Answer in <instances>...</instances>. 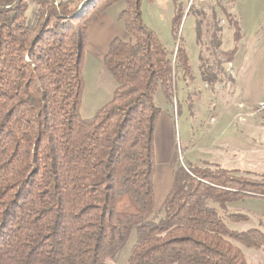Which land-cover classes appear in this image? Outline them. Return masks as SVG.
I'll return each mask as SVG.
<instances>
[{"label": "trees", "instance_id": "1", "mask_svg": "<svg viewBox=\"0 0 264 264\" xmlns=\"http://www.w3.org/2000/svg\"><path fill=\"white\" fill-rule=\"evenodd\" d=\"M204 1L198 15L221 38L223 0ZM120 2L128 37L113 38L104 55L117 86L84 118L90 26ZM187 63L182 41L169 49L145 24L142 0H0V264H109L132 234L128 264H254L235 241L264 248V232L232 230L228 218L248 216L220 211L264 196V178L180 163L156 209L154 96L161 86L172 97Z\"/></svg>", "mask_w": 264, "mask_h": 264}, {"label": "rangeland", "instance_id": "2", "mask_svg": "<svg viewBox=\"0 0 264 264\" xmlns=\"http://www.w3.org/2000/svg\"><path fill=\"white\" fill-rule=\"evenodd\" d=\"M222 3L218 13L225 25L220 38L211 36L209 29L214 25L205 18L201 21L198 15L197 9L207 1L195 0L189 5L190 0H142L145 24L159 33L169 49L182 41L189 64L188 70L178 68L172 97H167L161 86L154 96L161 108L155 134L156 209L170 188L174 166L180 163L197 174L223 168L238 177L264 178V101H258L264 100V0ZM122 5H114L90 26L80 105L84 118L93 116L109 101L117 86L104 65V55L113 38L128 37L118 20ZM179 8L183 16L175 32L174 17ZM208 15L213 21L209 10ZM231 48L235 53L229 56ZM214 76H222L217 84L211 82ZM227 211L248 216L228 218L232 230L259 227L264 232V196L244 195L220 212L224 215ZM134 241L132 234L109 264H128ZM235 242L250 262L264 264V248L242 240Z\"/></svg>", "mask_w": 264, "mask_h": 264}, {"label": "crops", "instance_id": "3", "mask_svg": "<svg viewBox=\"0 0 264 264\" xmlns=\"http://www.w3.org/2000/svg\"><path fill=\"white\" fill-rule=\"evenodd\" d=\"M121 4H122V3H121ZM258 101H259V103H260L261 101H264V100H263L262 98H259Z\"/></svg>", "mask_w": 264, "mask_h": 264}, {"label": "built area", "instance_id": "4", "mask_svg": "<svg viewBox=\"0 0 264 264\" xmlns=\"http://www.w3.org/2000/svg\"><path fill=\"white\" fill-rule=\"evenodd\" d=\"M193 1H195V0H190V4H189V5H191ZM263 105H264V104H263Z\"/></svg>", "mask_w": 264, "mask_h": 264}]
</instances>
